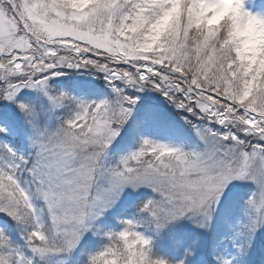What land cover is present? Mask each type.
I'll use <instances>...</instances> for the list:
<instances>
[{
    "label": "rangeland",
    "instance_id": "1",
    "mask_svg": "<svg viewBox=\"0 0 264 264\" xmlns=\"http://www.w3.org/2000/svg\"><path fill=\"white\" fill-rule=\"evenodd\" d=\"M229 2L205 0L211 24ZM242 3L240 29L254 53L264 47V0ZM133 4L130 24L169 21L151 54L185 62L180 73L141 54L121 0H82L75 10L57 0H0V264H110L120 248L106 254L105 246L143 195L145 237L177 253L194 239L191 260L200 249L219 264H240L261 246L264 97L248 107L233 94L212 46L218 32L190 37L165 0ZM163 114L170 123L159 135ZM19 139L20 150L12 147ZM243 142L248 156L239 163L234 148ZM12 181L43 209L18 203ZM123 249L122 264H149L146 248Z\"/></svg>",
    "mask_w": 264,
    "mask_h": 264
},
{
    "label": "trees",
    "instance_id": "2",
    "mask_svg": "<svg viewBox=\"0 0 264 264\" xmlns=\"http://www.w3.org/2000/svg\"><path fill=\"white\" fill-rule=\"evenodd\" d=\"M61 1L69 3L72 7L81 5V3L79 4L80 0ZM167 2L169 16L174 13H179L181 15L182 27L187 30L190 37H200L211 30L218 32L219 37L217 41L213 42L212 46L217 49L215 51L221 53L219 54L218 62L223 67L227 79L232 83L233 94L248 104V107L251 105L255 106V100L264 97V56L260 53L250 55L247 53V49L243 46V37L238 33L241 8L236 4H233L229 10L217 20V22L211 24L210 18L213 13L212 11L205 10L202 0H169ZM121 4L122 8L128 12V15L130 12L134 13V9L131 8V6L134 5L133 0H121ZM135 16V14L129 15L128 21L126 20L127 27L125 31L135 33L137 35L136 41L138 42L143 39L146 32L151 31L152 33L151 40L149 38L147 41H142L143 43L145 42V44L143 45V50L140 51L142 52L141 54L147 53L146 56L151 58L150 60H152L153 64L157 65L163 71L172 69L178 70L176 73H180L179 69L183 67L185 62L182 61L174 66L171 58L153 56L151 54L162 45L163 40L168 36L169 21H163L153 29V27H151L146 21L144 24H130L135 20ZM227 42L229 43V46L225 47ZM223 50L225 51L221 52ZM261 50L262 48H259L258 52H261ZM176 73L174 75H176ZM209 88L213 89V87ZM246 147L247 144L243 143L236 152L243 156L244 154H247V151H245ZM138 219L141 220V216ZM137 235L138 234L135 232L129 239V245L127 246L131 249H137L144 244ZM121 245L122 244H120V246ZM121 248H123V246H121ZM259 254L260 256H263L264 249L259 250ZM109 261L111 264H122V262L128 261V256L124 252V249H121L119 255L110 254ZM148 263L189 264L183 257H177L175 259L163 250H154L150 252Z\"/></svg>",
    "mask_w": 264,
    "mask_h": 264
}]
</instances>
